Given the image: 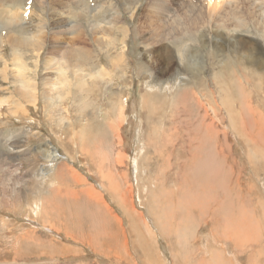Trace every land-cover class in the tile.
Returning a JSON list of instances; mask_svg holds the SVG:
<instances>
[{
  "label": "rangeland",
  "instance_id": "obj_1",
  "mask_svg": "<svg viewBox=\"0 0 264 264\" xmlns=\"http://www.w3.org/2000/svg\"><path fill=\"white\" fill-rule=\"evenodd\" d=\"M14 1L0 0V264H264V0ZM65 68L71 84L51 87Z\"/></svg>",
  "mask_w": 264,
  "mask_h": 264
},
{
  "label": "bare ground",
  "instance_id": "obj_2",
  "mask_svg": "<svg viewBox=\"0 0 264 264\" xmlns=\"http://www.w3.org/2000/svg\"><path fill=\"white\" fill-rule=\"evenodd\" d=\"M5 1V0H4ZM11 2H12V0H10ZM16 1V0H15ZM14 1V2H15ZM78 2H80V3H82V0H77ZM220 1H222V0H207V5L210 7V9L212 10V12L211 13H213V11H215L214 9H216V8H218V6L223 2H220ZM7 2H8V0H7ZM169 2H172V0H170ZM23 1L22 0H18V2H17V8L18 7H21L22 5H23ZM12 4H13V2H12ZM40 4H41V2H40ZM13 5H15V4H13ZM60 4L58 3L57 4V6H59ZM68 5H69V2H68ZM170 5V4H169ZM31 6L33 7V4H31ZM77 6V5H76ZM171 6H172V4H171ZM11 7V6H10ZM69 7V6H68ZM36 8V7H35ZM60 8H63L62 6H60ZM29 10H30V8H29ZM169 10V8L168 7H164V6H162V8H159V11H162V12H167ZM210 10V11H211ZM30 11H32V10H30ZM155 11V10H154ZM186 11V10H185ZM192 11V13L191 14H193V10L192 9H190V10H188V12L187 13H190ZM58 14H59V12H58ZM155 14V13H154ZM57 15V14H56ZM179 15V14H178ZM186 15V14H185ZM190 15V14H189ZM81 16V15H80ZM208 16H210V15H207V19H209L208 18ZM59 17V16H58ZM12 18V17H11ZM212 18V17H211ZM14 19V18H13ZM213 19V18H212ZM14 21V20H13ZM12 21V22H13ZM177 23V22H176ZM109 26H112V28H114V26H115V23H114V21L112 20L111 21V23L109 24ZM74 27V26H73ZM180 30H184V26L183 25H180V28H179ZM103 31V30H102ZM18 32L20 33L21 32V30H18ZM183 33V32H182ZM181 35V34H180ZM35 38L37 37V36H34ZM120 37L121 38H119V39H114L113 41H111V43H114V44H117V46H118V49H119V46L120 45H123L124 44V41H125V39L127 38L126 37V35H125V31H121V34H120ZM37 39V38H36ZM34 40V38H32L30 41H28V42H32ZM81 40V39H80ZM15 42H19V40L18 39H16V41ZM39 45V43L38 44H27L26 46L28 47V46H32L33 48L34 47H36V46H38ZM18 46V45H17ZM20 46H23L22 44H20ZM15 48H16V46L15 47H12L11 49H12V57H13V61H15V62H17V64L18 65H16L17 67H19L20 68V70H22V72H21V75L23 74V70H27L26 68H25V64H24V62H23V53H16L15 52ZM30 50V49H29ZM64 56H71L68 52L66 53V55H64ZM21 59H22V61H21ZM114 59H115V57L114 58H112L111 59V61H110V63H114ZM12 61V62H13ZM50 61H52V60H50ZM14 62V63H15ZM25 65V66H24ZM4 68H5V65H4ZM116 68V67H115ZM66 69L67 68H65V70L64 71H62V69H60L59 70V77H57V82H55V83H53V82H47L48 84H51V87L53 86V85H58V86H60L61 88H64V87H66V86H68V85H70L71 83H70V81L66 78ZM230 69V68H229ZM254 78H256L260 83L258 84V82H257V89H260V88H263V75H257L258 73V70L257 69H254ZM231 72V71H230ZM229 71H228V69H224V74H222L223 76H229V75H231V73H230ZM233 72V71H232ZM104 73H100L98 76L99 77H102V75H103ZM20 75V74H19ZM24 76V75H23ZM20 77H22V76H20ZM17 78V79H23V78ZM218 78V77H217ZM217 78H215V87L216 88H224V87H226L227 88V86L229 85L228 84V82L227 81H225V82H223V83H219L218 81H217ZM223 79V78H222ZM221 79V80H222ZM24 81V82H23ZM23 81H21L20 80V87L22 88V91H20V93H23V96L24 97H29L28 96V94L27 95H25L26 94V90H30V91H33V90H31V85H30V82L28 81V80H23ZM16 82V81H15ZM17 82H19V81H17ZM197 82V81H196ZM79 83V82H78ZM81 84H78L79 86H80V89L82 90L83 89V83L82 82H80ZM193 83V82H192ZM16 84V83H15ZM55 85V86H56ZM194 85L196 86V83H194ZM31 87V88H30ZM229 87H235V86H233V85H231V86H229ZM33 89V88H32ZM19 90V89H18ZM182 90V89H181ZM180 90V91H181ZM177 91H179V90H177ZM179 93V92H178ZM113 95V94H112ZM178 95V94H177ZM193 95V94H192ZM195 95V94H194ZM193 95V98L197 101V99H199V97H196V96H194ZM180 96V95H179ZM176 97V96H175ZM35 98V97H34ZM114 98V97H113ZM158 98L160 99V96H157L156 95V93H152L151 95H147V94H145V96H143V102H142V105H143V107H145L146 106V102L148 101V100H154V101H159L160 102V100H158ZM164 97H162V100H161V102H164L165 103V100L166 99H163ZM173 98V97H172ZM193 98H192V100H193ZM174 99H176V98H174ZM111 101L113 100L112 98L110 99ZM110 101V102H111ZM174 101V100H173ZM178 101H179V99H178ZM172 102V101H171ZM175 102H176V100H175ZM2 103V102H1ZM195 103V102H194ZM198 103V102H197ZM221 103L223 104V102L221 101ZM114 104H115V101H114ZM167 104V103H166ZM175 105H177V103L175 104ZM227 107V106H226ZM111 112V111H110ZM152 112L153 111H150V112H148L150 115H152ZM114 115H113V114ZM110 114H112V115H110ZM109 115H108V119H110L111 120V122L113 123V124H116L117 122H119L120 120H116L115 121V117L114 116H116L117 114L116 113H114V112H111ZM228 117H229V120L232 122V118H233V115H232V112H228ZM117 118V117H116ZM160 119H161V117H160ZM162 120H160V124H159V126L160 127H162V125H163V123L161 122ZM191 121V120H190ZM115 122V123H114ZM195 122V121H194ZM258 122V121H257ZM259 123V122H258ZM188 124V123H187ZM191 124V123H190ZM203 126L204 127V129H206L208 132H209V130L210 129H212V127H211V125H209V124H206V123H204V120H201L200 122H198V123H192V127L194 126L195 127V130L197 131V132H195L196 134L197 133H201V134H199L200 135V138H201V136L203 137V135L204 134H207V133H202L201 131H200V129L202 130L203 128H201V127H199V126ZM114 126V125H113ZM188 126H189V124H188ZM200 128V129H199ZM176 130V129H175ZM168 131V130H167ZM206 131V132H207ZM167 136V134H165L164 133V136ZM187 135V132L186 133H184V136H186ZM171 136H172V138H173V135H169L168 136V139L169 140H171ZM167 138V137H166ZM180 138H184L183 136H180V137H178L177 138V140H179ZM182 140V139H181ZM180 140V141H181ZM186 140V142H187V149H188V151H192L191 150V144H192V139H190L189 137H187V139H185ZM185 140H182V141H185ZM189 141H190V144H189ZM194 142V141H193ZM199 143L200 144H202V141L201 140H199ZM177 145V144H176ZM201 146V145H200ZM212 148V147H211ZM52 149V148H51ZM196 149V148H195ZM197 150V149H196ZM54 155H56V154H54ZM203 155V154H202ZM201 155V156H202ZM206 156V154H204V157ZM207 156H208V151H207ZM204 159V158H203ZM205 159H206V157H205ZM209 159V158H208ZM199 160V159H198ZM201 161H202V157H201ZM210 161L208 160V163L206 164L205 163V160H204V162H202L201 163V166L202 165H205L206 164V166L204 167L205 168V171L206 170H210V171H208V172H205L206 173V175H207V173H208V175H209V173L211 174V175H216V169H215V167L213 166V165H211L212 163H209ZM204 163V164H203ZM187 164V163H186ZM212 166V167H209V166ZM183 166V165H182ZM187 166L189 167V165L187 164ZM184 167H186V166H184ZM183 167V168H184ZM209 167V168H208ZM207 168V169H206ZM200 171L201 170H203V168L202 169H199ZM200 171H199V173H200ZM196 172H198V171H196ZM203 172L204 171H202L201 173L203 174ZM198 173V174H199ZM198 174H196L197 176H198ZM196 175H195V178H196ZM204 175V174H203ZM202 175V176H203ZM192 177V176H191ZM209 177H210V175H209ZM195 178L193 179L194 181H195ZM199 179H200V175H199ZM206 179H207V177H206ZM201 180V179H200ZM209 180V179H208ZM208 180L205 182V183H207L208 182ZM198 182V181H197ZM200 182V181H199ZM203 185H204V183H203ZM202 186V185H201ZM209 187V186H208ZM198 197V196H197ZM238 247V246H237ZM241 248V247H240Z\"/></svg>",
  "mask_w": 264,
  "mask_h": 264
}]
</instances>
